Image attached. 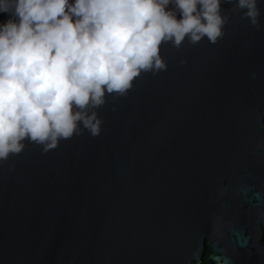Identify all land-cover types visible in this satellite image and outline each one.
I'll return each mask as SVG.
<instances>
[{
  "label": "water",
  "instance_id": "95a60500",
  "mask_svg": "<svg viewBox=\"0 0 264 264\" xmlns=\"http://www.w3.org/2000/svg\"><path fill=\"white\" fill-rule=\"evenodd\" d=\"M235 3L215 43L162 42L164 69L106 92L99 134L78 122L0 160V264H200L205 243L208 264H264V207L246 208L264 177V0L256 26Z\"/></svg>",
  "mask_w": 264,
  "mask_h": 264
},
{
  "label": "clouds",
  "instance_id": "9594fccd",
  "mask_svg": "<svg viewBox=\"0 0 264 264\" xmlns=\"http://www.w3.org/2000/svg\"><path fill=\"white\" fill-rule=\"evenodd\" d=\"M231 2V0H228ZM222 0H0V160L26 139L93 136L105 94H124L141 73L166 67L162 42L215 43L228 16ZM171 5V7H170ZM236 9L258 25L257 0ZM179 16V18H178Z\"/></svg>",
  "mask_w": 264,
  "mask_h": 264
},
{
  "label": "flooded vegetation",
  "instance_id": "af4514ba",
  "mask_svg": "<svg viewBox=\"0 0 264 264\" xmlns=\"http://www.w3.org/2000/svg\"><path fill=\"white\" fill-rule=\"evenodd\" d=\"M263 151H264V146H263ZM258 159L260 160L261 169H264V159H261V158H258ZM256 183L257 184L255 185V189L251 188L250 191L252 193H255V192L259 193V197L257 199H254L251 202V204H252L251 206L246 203V208H248V210H254V209L264 207V177L261 178L259 183L258 182H256ZM239 196H242V195L239 194ZM261 219L263 220L264 218H261ZM258 220H260V218ZM262 229H263V237L262 238L264 240V227L263 226H262ZM210 253H211V249L207 245V243H205L204 249L202 250L201 256H200V264H208L207 263V257ZM218 264H222V263L219 262Z\"/></svg>",
  "mask_w": 264,
  "mask_h": 264
}]
</instances>
